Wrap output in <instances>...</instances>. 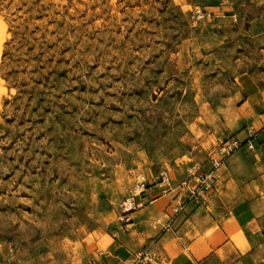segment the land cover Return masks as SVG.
<instances>
[{"label":"rangeland","instance_id":"obj_1","mask_svg":"<svg viewBox=\"0 0 264 264\" xmlns=\"http://www.w3.org/2000/svg\"><path fill=\"white\" fill-rule=\"evenodd\" d=\"M260 87L264 0H0V264L98 263L136 176L176 194Z\"/></svg>","mask_w":264,"mask_h":264},{"label":"crops","instance_id":"obj_2","mask_svg":"<svg viewBox=\"0 0 264 264\" xmlns=\"http://www.w3.org/2000/svg\"><path fill=\"white\" fill-rule=\"evenodd\" d=\"M246 96L236 115H219L216 130L224 140L243 138L241 127L264 118V87ZM244 106L247 115L241 114ZM257 140L253 151L242 146L220 168L218 184L203 206L189 205L169 223L161 218L176 204V195L151 185L144 207L127 214L131 220L116 227L114 243L99 248L100 260L93 264H129L144 247L156 253L151 264H264V137ZM215 147L202 151L200 164H209Z\"/></svg>","mask_w":264,"mask_h":264},{"label":"built area","instance_id":"obj_3","mask_svg":"<svg viewBox=\"0 0 264 264\" xmlns=\"http://www.w3.org/2000/svg\"><path fill=\"white\" fill-rule=\"evenodd\" d=\"M203 14L200 9H196L194 17L198 20ZM243 131V138L232 136L219 142L209 158L207 167L192 162L188 168L187 180L180 184L179 190L175 194L177 197L176 204L164 213V219L168 223L189 205L200 207L205 204L209 195L216 188L220 168L226 164L227 160L244 145L254 148V141L261 136L264 137V118L259 125L253 123L246 125ZM151 185H155L162 194L175 191L172 178L166 170L159 172L153 184L148 182L145 175H137L120 203L124 216L144 207L146 204L144 194ZM154 260H156V253L150 249H143L135 253L131 264H151Z\"/></svg>","mask_w":264,"mask_h":264},{"label":"bare ground","instance_id":"obj_4","mask_svg":"<svg viewBox=\"0 0 264 264\" xmlns=\"http://www.w3.org/2000/svg\"><path fill=\"white\" fill-rule=\"evenodd\" d=\"M1 105V104H0Z\"/></svg>","mask_w":264,"mask_h":264}]
</instances>
